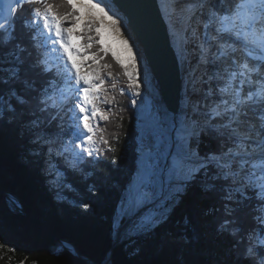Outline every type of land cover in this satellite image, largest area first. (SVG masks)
<instances>
[{
    "label": "snow or ice",
    "instance_id": "obj_1",
    "mask_svg": "<svg viewBox=\"0 0 264 264\" xmlns=\"http://www.w3.org/2000/svg\"><path fill=\"white\" fill-rule=\"evenodd\" d=\"M25 4L42 9L32 7L28 16H21ZM120 4L121 0H0V72L8 74L0 76V85L19 81L28 94L15 88L0 92V108L6 105V111L14 113L13 100L29 106L25 129L37 146L33 154L44 159L46 179L57 191L71 185L61 180L53 156L67 160L68 145L74 144L71 150L79 149L75 155L84 162V155H93L89 145L99 121L109 119L96 102L106 84L103 69L111 65L81 71L91 67L88 60L95 65L109 54L106 39L126 53L127 64L115 52L112 56L127 78V88L141 96L139 48L134 54L135 41L130 44L131 36L125 38L130 22L125 23ZM169 20L177 59L191 64L190 57L196 58L191 89L185 84L180 107L168 117L170 143L160 146L167 149L169 187H186L189 178L204 177L202 190L218 200L212 209L220 213L217 234L231 237L239 264H264V0H171ZM74 36L83 42L73 43ZM49 52L60 53L57 62L49 60ZM73 56L80 58L79 67ZM201 66L206 79H192ZM158 163H153V170ZM152 196L149 184H142L125 215ZM165 219L145 218L134 230H154Z\"/></svg>",
    "mask_w": 264,
    "mask_h": 264
},
{
    "label": "trees",
    "instance_id": "obj_2",
    "mask_svg": "<svg viewBox=\"0 0 264 264\" xmlns=\"http://www.w3.org/2000/svg\"><path fill=\"white\" fill-rule=\"evenodd\" d=\"M32 7L42 9L25 4L20 15L28 16ZM106 63L111 67L103 70L106 84L96 103L101 111L105 107L109 119L99 121L93 155H84V162L75 160L70 151L67 160L53 156L61 180L71 187L53 188L42 170L44 159L33 154L37 146L25 129L29 106L13 100L14 113L6 111V105L0 108V264H239L231 237L217 234L220 213L212 209L218 200L202 190V176L191 178L167 204L170 213L154 230L117 241L118 209L137 169L139 131L127 78L112 54ZM10 88L28 95L19 81L0 85V92L7 94ZM4 191L22 204L25 215ZM85 203L90 205L87 210Z\"/></svg>",
    "mask_w": 264,
    "mask_h": 264
},
{
    "label": "rangeland",
    "instance_id": "obj_3",
    "mask_svg": "<svg viewBox=\"0 0 264 264\" xmlns=\"http://www.w3.org/2000/svg\"><path fill=\"white\" fill-rule=\"evenodd\" d=\"M15 6V5H14ZM166 6L168 12L170 11L169 5L166 1ZM178 22L179 19H177ZM79 32L80 29H77ZM73 43L79 44L83 41L80 40L77 36L73 37ZM98 46L94 45L93 50H96ZM105 47H110L112 52H115L117 55H120L124 60L125 64L128 63L127 55L120 48V44L115 41H111L106 39ZM49 60L52 62H57L60 56L59 52H50ZM103 55V54H102ZM73 59L77 61L78 67L80 66L79 57L73 56ZM107 56H105L102 60L98 61L95 65L92 64L91 60H88L87 63L91 65L90 68L81 67V71H91L94 68L100 67L101 65L106 63ZM62 63V61H60ZM191 64L194 66L191 67V70L196 66V58H192ZM147 64L145 57L142 55H138V72H139V81L141 83V96L137 97L132 93V97L137 101L136 103V116L138 117V160H137V169L131 178L123 201L118 209V217L116 219V229L118 232V240L126 239L135 233V226L141 223L145 218L164 216L167 218L170 213V208L166 207V204L173 202L180 193H182L185 187H180L178 184H173L172 187H169V176L165 171V160L164 157L167 155V149H161L160 145L164 142L163 132L156 130V115L151 114V110L154 108V104H156L157 100H160L163 103L162 98L158 95V89L148 80L147 74ZM103 70H108L105 68ZM197 76L199 74H203L206 72V68L204 66L199 67L197 70ZM70 94V93H69ZM101 94V92H100ZM151 101H150V100ZM157 105V104H156ZM98 106V104H97ZM164 107V108H163ZM162 112H167L169 116H171V112H168L166 106L163 103ZM99 108V106H98ZM100 109V108H99ZM105 107H102L101 114L104 115ZM161 111V110H160ZM106 116V115H105ZM167 116L162 118V122L164 123L168 133H171L170 121ZM169 123V124H167ZM157 133V134H156ZM169 133V135H170ZM158 135V137H156ZM151 141V142H150ZM170 141V139H169ZM153 144V145H152ZM156 149L153 153L152 147ZM89 147L93 148L92 143ZM159 147V148H157ZM74 146L70 148V152L76 158L75 160H80L75 153L79 152V149H75L72 151ZM94 149V148H93ZM95 150V149H94ZM164 151V152H163ZM163 156V157H161ZM158 161V166L153 170V163ZM43 170V169H42ZM191 178H189L190 180ZM148 183L152 191L154 192V196L151 199L145 201L143 204L137 206L132 211H128L127 215H125V211L127 210L128 205L132 202V200L137 196L138 190L142 184ZM5 247H8L6 245Z\"/></svg>",
    "mask_w": 264,
    "mask_h": 264
},
{
    "label": "water",
    "instance_id": "obj_4",
    "mask_svg": "<svg viewBox=\"0 0 264 264\" xmlns=\"http://www.w3.org/2000/svg\"><path fill=\"white\" fill-rule=\"evenodd\" d=\"M122 13L130 22L136 39L141 42L146 63L151 67L166 108L175 112L180 106V70L178 59L171 44L168 23L158 0H121ZM6 198L25 215V210L8 193ZM15 201V203H13ZM76 253L84 258L77 248ZM91 262V260L87 259Z\"/></svg>",
    "mask_w": 264,
    "mask_h": 264
},
{
    "label": "bare ground",
    "instance_id": "obj_5",
    "mask_svg": "<svg viewBox=\"0 0 264 264\" xmlns=\"http://www.w3.org/2000/svg\"><path fill=\"white\" fill-rule=\"evenodd\" d=\"M166 1H167V4L169 5V9H170V2H171V0H158V3H159V6H160V8H161V11H162V14H163V16H164V18H165V20L167 21V23H168V32H169V36H170V29H171V26H172V22L169 20V12H168V10H167V6H166ZM14 6V5H13ZM121 15H123L124 16V14L121 12ZM177 23H179L178 22V20L176 21ZM125 23L127 24L128 23V20L126 19V17H125ZM129 35L131 36V40H130V44L132 43V41L134 40L135 41V45H134V54H135V47H138L139 48V53H138V55H140V56H144L145 57V60H146V56H145V53H144V48H143V45L141 44V42H139L137 39H136V37H135V34H134V31L131 29V27H130V32L129 33H126L125 34V38H128L129 37ZM170 40H171V44H172V46H173V41H172V38H171V36H170ZM121 46V45H120ZM192 46L191 45H189V48H191ZM121 48V47H120ZM174 48V47H173ZM122 49V48H121ZM174 51H175V54H176V56H177V51H176V49H174ZM194 57V56H193ZM193 57H190V59H191V62H192V58ZM147 64V63H146ZM178 64H179V70H180V87H181V91H180V104H181V98H182V95H183V92H184V87H185V84H188L189 85V89H191V84L189 83V76L192 74V72H193V69L191 70V67L192 66H194V64H189V63H184V64H181V62L178 60ZM147 74H148V80H149V82L150 83H152L155 87H157V89H158V95L161 97V93H160V89H159V85H158V83H157V81L155 80V77H154V73H153V71H152V69H151V67H149L148 65H147ZM205 74V72L203 73V74H199V76H197V71L195 72V76H192V79H197V78H199V77H201V76H204V78L206 79V76L204 75ZM199 86V85H198ZM206 87V86H205ZM162 98V97H161ZM150 100V99H149ZM163 100V99H162ZM151 101V100H150ZM163 103H164V101H163ZM163 103L161 102V107H160V100L158 99L157 100V102H156V104H154V108L151 110V114H154V116L156 115V123H157V127H156V130H158V131H161V132H163L164 131V133H163V137H164V142H162V144L163 143H165V142H168V143H170V141H169V133H168V131H167V129H166V127H165V125H164V123L162 122V118L165 116V118L167 117V116H169V114L167 113V112H162V107H163ZM164 105H165V103H164ZM180 107V106H179ZM164 108V107H163ZM167 109V108H166ZM161 110V111H160ZM167 111L168 112H170L168 109H167ZM172 113V112H171ZM167 124H169V123H167ZM157 134V133H156ZM156 137H158V135L156 136ZM151 142V141H150ZM153 145V144H152ZM152 145H151V147H152ZM161 146V145H160ZM157 148H159V147H157ZM153 149H154V151H156V149L155 148H153L152 147V150H150L151 151V153H153ZM164 152V151H163ZM161 157H163V156H161ZM17 201V200H16ZM18 202V201H17ZM18 203H20V202H18ZM20 205H22L21 203H20ZM23 207V206H22ZM71 245V244H70ZM71 247L74 249V250H76L78 247H73L72 245H71ZM79 249V248H78ZM80 250V249H79Z\"/></svg>",
    "mask_w": 264,
    "mask_h": 264
}]
</instances>
